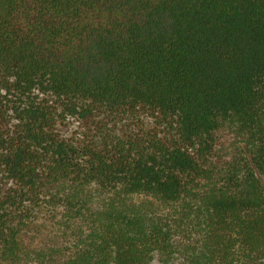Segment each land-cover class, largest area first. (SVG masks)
Returning a JSON list of instances; mask_svg holds the SVG:
<instances>
[{
  "label": "trees",
  "instance_id": "trees-1",
  "mask_svg": "<svg viewBox=\"0 0 264 264\" xmlns=\"http://www.w3.org/2000/svg\"><path fill=\"white\" fill-rule=\"evenodd\" d=\"M156 255L264 264V0H0V264Z\"/></svg>",
  "mask_w": 264,
  "mask_h": 264
},
{
  "label": "rangeland",
  "instance_id": "rangeland-1",
  "mask_svg": "<svg viewBox=\"0 0 264 264\" xmlns=\"http://www.w3.org/2000/svg\"><path fill=\"white\" fill-rule=\"evenodd\" d=\"M141 199H144V197H141ZM153 264H161L160 261H159V256L156 255L154 261H153Z\"/></svg>",
  "mask_w": 264,
  "mask_h": 264
}]
</instances>
